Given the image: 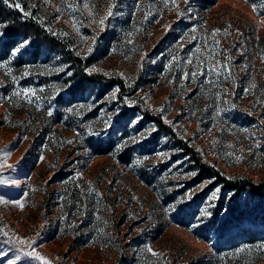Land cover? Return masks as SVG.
<instances>
[{
    "label": "rangeland",
    "instance_id": "rangeland-1",
    "mask_svg": "<svg viewBox=\"0 0 264 264\" xmlns=\"http://www.w3.org/2000/svg\"><path fill=\"white\" fill-rule=\"evenodd\" d=\"M30 5L86 72L124 89L99 99L92 134L117 145L95 154L43 112L51 79L71 75L66 65L42 54L23 86L8 65L28 42L7 53L0 34V264H264L242 260L248 247L238 245L264 234V193L196 182L176 140L129 110L144 106L223 176L264 181L262 0Z\"/></svg>",
    "mask_w": 264,
    "mask_h": 264
},
{
    "label": "trees",
    "instance_id": "trees-1",
    "mask_svg": "<svg viewBox=\"0 0 264 264\" xmlns=\"http://www.w3.org/2000/svg\"><path fill=\"white\" fill-rule=\"evenodd\" d=\"M31 3L32 0H8V3L5 0H0V34L5 39V52L8 53L9 49L14 48V42L20 38L28 42L29 47L19 58L11 61L8 65L10 70L8 73L13 78H28L21 83L23 86L33 85L29 83L33 82L30 76L34 77L33 74H35L32 70L46 61L40 60V56L42 54L57 55L71 75L62 81L56 77L51 79L54 87L46 92L45 97L47 99L42 102L44 113L51 109L49 125L52 127L60 125L64 130L77 129L82 133L86 145L92 148L95 154H110L117 142L108 136L97 141L91 129L96 123L94 120L99 111V99L114 86L123 90V82L118 78L111 79L100 74L86 72V59L76 55L63 38L47 29L44 22L34 12L35 10L28 9V4ZM10 4L13 6H9ZM15 4H19L20 7H15ZM25 12L30 13V15L25 16ZM26 56H28V60H25ZM30 69L31 71H29ZM40 85L42 83H38L34 87L37 88ZM88 106L93 108L89 109ZM129 110L140 114L145 120L152 122L160 131L176 140L182 154L189 158V162L193 164V169L197 171L196 182H200L202 179H213V185H219L223 189L246 192L252 196L264 193V181L254 183L251 179L236 176L229 179L223 176L219 170L203 162L192 147L183 140L177 139L171 129L159 117L150 114L144 106H134ZM119 160L123 164L127 163L123 156H120ZM234 218H240V216L237 215ZM239 243L238 245L248 247L240 253L242 260L252 262L264 258V247H261L264 246V234L250 233L242 238ZM231 247L235 248L236 246L231 245ZM245 255L246 257H242Z\"/></svg>",
    "mask_w": 264,
    "mask_h": 264
},
{
    "label": "snow or ice",
    "instance_id": "snow-or-ice-1",
    "mask_svg": "<svg viewBox=\"0 0 264 264\" xmlns=\"http://www.w3.org/2000/svg\"><path fill=\"white\" fill-rule=\"evenodd\" d=\"M5 2L8 3V0H5ZM262 4H264V0H262ZM9 6H13V5L10 4ZM14 6L17 7V8L20 7L19 4H15ZM251 6H252V10H253V12H256V11H257V5H256L255 3H252ZM24 14H25V16L30 15V13H27V12H25ZM109 14H111V10H109ZM101 23H103V21H101ZM216 31H219V30H216ZM213 36H215V31H214V33H213ZM25 43H27V42H25ZM21 46L23 47L24 45H21ZM89 51H91V49H89ZM13 55H15V53H13ZM2 66H3V65H0V67H2ZM90 71H92V70H90ZM253 86H254V85H253ZM24 91H25V93H27V92H29L30 90L25 89ZM49 114H51V113H49ZM166 122H167V121H166ZM70 142H71V141H69V143H70ZM213 143H215V142H213ZM236 159L239 160L240 158L237 157ZM0 183H3V181H0ZM217 191H219V190L217 189ZM17 203H18V202H17ZM20 243H24V241L21 240ZM29 246H31V245H29ZM261 247H264V246H261ZM149 251H151V249H149ZM29 254H30V253H29ZM153 255H156V253L153 252ZM37 258L43 260V257H39V256H38Z\"/></svg>",
    "mask_w": 264,
    "mask_h": 264
}]
</instances>
